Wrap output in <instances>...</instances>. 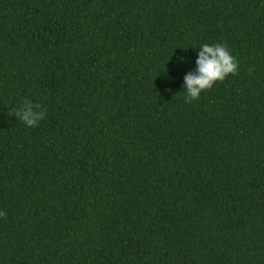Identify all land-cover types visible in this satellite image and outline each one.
<instances>
[{
	"label": "trees",
	"instance_id": "obj_1",
	"mask_svg": "<svg viewBox=\"0 0 264 264\" xmlns=\"http://www.w3.org/2000/svg\"><path fill=\"white\" fill-rule=\"evenodd\" d=\"M0 264H264V0H0Z\"/></svg>",
	"mask_w": 264,
	"mask_h": 264
}]
</instances>
